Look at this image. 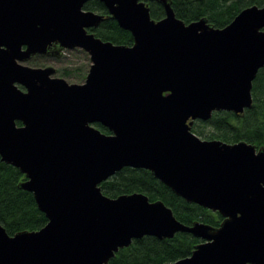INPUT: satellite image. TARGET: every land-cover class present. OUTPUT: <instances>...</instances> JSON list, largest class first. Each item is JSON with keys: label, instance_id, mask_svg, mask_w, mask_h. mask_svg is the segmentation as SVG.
<instances>
[{"label": "water", "instance_id": "water-1", "mask_svg": "<svg viewBox=\"0 0 264 264\" xmlns=\"http://www.w3.org/2000/svg\"><path fill=\"white\" fill-rule=\"evenodd\" d=\"M87 1L0 0V159L22 172L18 187L46 219L13 235L0 223V264H108L133 239L177 232L201 242L163 264H264V148L191 130L214 111L251 106L264 5L216 28L205 18L185 23L171 0H99L132 35L124 45L89 31L103 15ZM148 1L164 16L151 18ZM74 48L89 58L81 83L24 63ZM123 167L150 171L221 222L185 225L143 193L105 195L99 184Z\"/></svg>", "mask_w": 264, "mask_h": 264}, {"label": "trees", "instance_id": "trees-1", "mask_svg": "<svg viewBox=\"0 0 264 264\" xmlns=\"http://www.w3.org/2000/svg\"><path fill=\"white\" fill-rule=\"evenodd\" d=\"M147 3L151 18L160 19L164 16V10L160 4L154 1ZM253 4L263 6L264 0H171L175 16L185 23L205 18L216 28L224 27L241 9ZM83 8L103 15L100 23L89 29L96 37L115 44H132L130 32L118 26L99 0H89ZM74 49L80 52L85 60V64L78 69L77 74L72 72L74 77L81 81L88 70V55L81 49ZM62 52L63 50L59 51L57 55L51 52L36 55L29 62L34 63L37 58H40L41 62L50 59L58 61ZM61 75L70 76V71L63 69ZM251 97V106L245 108L242 113L214 111L206 121H193L192 132L202 139H219L227 143L243 140L256 148H264V66L257 71L252 81ZM15 123L17 126L21 125L19 121ZM94 125L100 131L109 133L108 129L101 124L94 123ZM22 179H24L22 172L0 159V223L11 235L20 230H36L46 223L45 215L36 207L33 194L18 187ZM99 186L101 191L109 197L140 192L149 200H161L171 209L174 217L185 225L200 221L211 226H218L222 220L219 213L187 202L174 194L150 171L143 168L123 167L102 181ZM199 242H201L199 238L187 232H177L168 239L145 235L133 239L128 246L119 248L109 259L108 264L173 262L190 255Z\"/></svg>", "mask_w": 264, "mask_h": 264}, {"label": "rangeland", "instance_id": "rangeland-1", "mask_svg": "<svg viewBox=\"0 0 264 264\" xmlns=\"http://www.w3.org/2000/svg\"><path fill=\"white\" fill-rule=\"evenodd\" d=\"M25 64L29 66L37 65L39 67H44L47 65H50L55 68V74L54 76L63 77L67 82L69 83H81L84 79L81 81L76 79L72 72L78 73V69L85 64V60L83 59V56L80 52L76 51L75 49L71 50H63L61 53L60 59L58 61L55 60H47V61H40V58H37L34 63H31L29 61L24 62ZM89 63V58H88ZM63 69L70 71V76H63L61 75Z\"/></svg>", "mask_w": 264, "mask_h": 264}, {"label": "flooded vegetation", "instance_id": "flooded-vegetation-1", "mask_svg": "<svg viewBox=\"0 0 264 264\" xmlns=\"http://www.w3.org/2000/svg\"><path fill=\"white\" fill-rule=\"evenodd\" d=\"M155 2V1H154ZM33 59V58H32ZM29 61V60H28Z\"/></svg>", "mask_w": 264, "mask_h": 264}]
</instances>
